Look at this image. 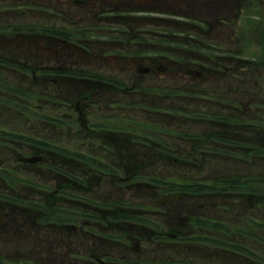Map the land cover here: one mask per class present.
<instances>
[{"label": "flooded vegetation", "instance_id": "obj_1", "mask_svg": "<svg viewBox=\"0 0 264 264\" xmlns=\"http://www.w3.org/2000/svg\"><path fill=\"white\" fill-rule=\"evenodd\" d=\"M222 4L205 0L199 12L215 17ZM176 12L173 0H0V240H39L28 264L50 238L72 264H264V175L235 185L225 232L213 193L200 202L170 186L154 196L152 219L128 201L138 185H128L137 167L128 162L264 161V100L240 84L264 72V0H235L237 47L220 54L214 41L211 55L183 64L161 53L155 30ZM215 19L207 25L220 27ZM18 94L39 105L20 111ZM17 111L23 120H8ZM196 230L201 253L189 248ZM145 238L173 245L172 258H143ZM4 249L0 264L24 256Z\"/></svg>", "mask_w": 264, "mask_h": 264}, {"label": "rangeland", "instance_id": "obj_2", "mask_svg": "<svg viewBox=\"0 0 264 264\" xmlns=\"http://www.w3.org/2000/svg\"><path fill=\"white\" fill-rule=\"evenodd\" d=\"M143 1V0H141ZM191 2V4L193 6H195V8L197 6L200 5V0H188ZM227 2V0H226ZM180 5L181 8H183V5L180 3H177ZM225 4V2H224ZM228 4H230V8H226L224 10L221 11V13H219L218 15H215V17L212 19L214 20L215 18H221V21L224 23L225 19H228L229 21H231L232 19L235 18V0H229ZM177 9V7H175ZM194 8V9H195ZM199 12V11H198ZM196 12L194 15L199 16V13ZM200 17V16H199ZM204 17V16H203ZM202 17V18H203ZM215 19V20H216ZM223 23L220 24V27H216V26H212V30H210L209 33L204 34L203 40L206 41H213V40H218V41H222L221 43L225 44V45H230V46H235L237 47V45H235V29L230 30L229 28H225V26L223 25ZM177 25H173V27L171 26H166V27H170V28H174L173 30H171V34H175L172 36H179L180 38L185 34L186 30L187 31H191V30H184L183 32H181V27H176ZM219 29V30H218ZM199 32H197L198 34ZM200 36V34H198ZM178 38H175V41H177ZM233 39V42H232ZM166 40V38L164 39ZM182 40V39H180ZM189 43L190 44H195L196 42H193L192 40L189 39ZM223 45V46H225ZM176 49H172V52L175 56V59L177 61H179L180 64H183V62L185 60H189V59H195V60H200V56H199V50L195 51V49L198 48H185V47H181V46H176ZM169 49H164V52H169ZM197 61V62H198ZM198 65V64H197ZM255 78L257 79L255 82H252L251 80L249 81H241L240 84L243 87V89H246V91L243 94H247L248 98L250 101L255 100L256 98L262 99L264 100V72H259L255 74ZM229 76H227L228 78ZM261 85L262 89L260 87V89H257V87ZM18 92V91H17ZM254 92H257V96L254 97ZM19 93V92H18ZM20 94V93H19ZM18 94V95H19ZM18 95H16V97L14 98V102L15 105L17 106V109H19L20 111H25V110H21V109H25L26 107H29L31 109V111L33 110V107L39 105V100L38 98H36L35 96H32V98L27 99L26 97H18ZM238 97L240 95L237 94ZM29 98V97H28ZM257 99V100H259ZM6 105V103H4ZM21 108H19V107ZM55 109H57V107H55ZM30 112V111H28ZM8 113V112H6ZM32 113V112H31ZM33 116L35 117L36 115L34 113H32ZM2 114H0V121L2 120ZM24 115H21L20 113H16L15 117H13L12 115L10 117H8V120L12 121V122H17L19 120H23ZM55 133V131L53 132V134ZM52 136V135H50ZM114 163V162H112ZM133 164L135 166H139L138 169V173H140V175L136 178V182L138 183V185L136 187L131 188L130 190H128L129 193H133L136 195V198H132L133 200H135V202H139L142 206H143V215L145 217L151 218L152 219V213L158 211V208H155L153 205V198L151 199L150 197H152V193L154 192H158V189L156 188L155 190L149 187H152L153 184L156 181H180V182H184V181H199V180H211L216 176L219 175H224V174H228V173H232V171H236L239 167H249L251 172H255L257 171L255 174H263L264 172V164L262 162H252V165L249 166L245 163H241V162H232V161H216V160H209V161H138V162H133ZM135 185V183L133 184V186ZM149 191V193H148ZM151 199V200H150ZM218 199V198H217ZM132 200V201H133ZM229 199L227 198H220V205L218 206V209H213L211 214L215 217H219V218H223L226 222L230 223V219H235V200L232 201L234 203V206L231 207L230 210H225L226 206H222V205H226L225 203H227ZM220 206H222L223 208H219ZM155 220V219H154ZM233 221V220H231ZM149 222V221H148ZM151 223V222H150ZM38 238V236H37ZM147 241V243L149 244V246H146L144 244V249L142 252V257L143 258H148V260H153V259H171L173 256V251L175 250V248L173 247V245H162L157 247L156 249L155 246H151V242L149 239L145 238ZM39 240H36L34 238H30V239H26L24 240L22 236H19L18 238H16L15 240H5V239H1L0 240V245H1V249L4 251H11V249L14 247V249L18 250V252H11V253H15V254H23L24 256H10L9 258H14V259H20V258H25L26 254L29 250L34 249L35 251H37V244H38ZM57 242L55 240H52V238L47 239V240H40V245L41 248L39 247L38 250H40V254L37 256H31L30 258H36L37 262H35L36 264H72L73 261L71 260V258L69 257H64L62 258L63 261H59V259L62 257L60 256L61 252L56 253L55 250V246H56ZM9 245L8 248H6V246ZM39 245V244H38ZM45 245L48 246L47 249H45ZM161 248V249H160ZM176 251L180 250L181 252H183V246L182 245H178L176 247ZM189 248L192 249H196L198 250L197 252H202L200 249L204 248L202 246V244L197 243V244H192L190 245ZM154 250H161L160 254H156ZM191 249V250H192ZM45 251L47 252V256H43ZM192 260L193 261H201L203 258H197L196 260L193 259V256H197L196 253H190ZM204 254V253H202ZM163 255V256H162ZM198 259V260H197ZM202 263V262H201ZM75 264H81V262H76Z\"/></svg>", "mask_w": 264, "mask_h": 264}, {"label": "trees", "instance_id": "obj_3", "mask_svg": "<svg viewBox=\"0 0 264 264\" xmlns=\"http://www.w3.org/2000/svg\"><path fill=\"white\" fill-rule=\"evenodd\" d=\"M230 182V181H229ZM199 186V185H198ZM199 187H202L203 189H205L203 186H199ZM209 189V188H208ZM200 227H201V225H200ZM205 227H209V228H215V225L214 224H212V223H209L208 225H205ZM197 242H201V241H206L205 240V238H199V239H195ZM195 241V242H196ZM209 242H213V241H209ZM214 243V242H213ZM223 246H225L226 248L227 247H229V248H232V247H234V245L233 244H230V243H227L226 241H224V244H223ZM235 248V247H234ZM11 264H13V263H11ZM16 264H28L27 262H24V261H21V262H17Z\"/></svg>", "mask_w": 264, "mask_h": 264}, {"label": "water", "instance_id": "obj_4", "mask_svg": "<svg viewBox=\"0 0 264 264\" xmlns=\"http://www.w3.org/2000/svg\"><path fill=\"white\" fill-rule=\"evenodd\" d=\"M134 250H136V248H133Z\"/></svg>", "mask_w": 264, "mask_h": 264}]
</instances>
